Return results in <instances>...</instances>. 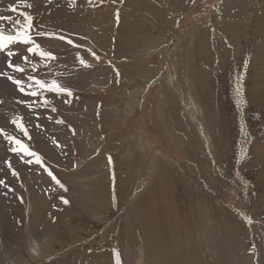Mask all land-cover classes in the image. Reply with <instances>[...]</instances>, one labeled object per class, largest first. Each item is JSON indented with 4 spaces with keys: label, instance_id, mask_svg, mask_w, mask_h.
<instances>
[{
    "label": "rangeland",
    "instance_id": "obj_1",
    "mask_svg": "<svg viewBox=\"0 0 264 264\" xmlns=\"http://www.w3.org/2000/svg\"><path fill=\"white\" fill-rule=\"evenodd\" d=\"M21 12L40 48L0 72L40 94L0 76V128L43 166L0 135V264H173L140 218L157 189L188 217L187 263L264 264V0H0L5 35Z\"/></svg>",
    "mask_w": 264,
    "mask_h": 264
},
{
    "label": "snow or ice",
    "instance_id": "obj_2",
    "mask_svg": "<svg viewBox=\"0 0 264 264\" xmlns=\"http://www.w3.org/2000/svg\"><path fill=\"white\" fill-rule=\"evenodd\" d=\"M72 2L74 3L75 0H72ZM89 3H91V0H89ZM29 8L31 7V5H27ZM10 11H12L13 13L17 12V8L12 7L10 8ZM20 15L23 17V22L21 20H16L14 22L13 28H14V34H8L5 35L4 31L2 29H0V52L5 53V55L8 57V62H7V67L9 69H12L13 72H17V73H22L24 72V68L21 67L19 64L17 63H13L12 61V57L14 55H16L15 52L10 50V45L12 44H16V43H21L24 45H31L30 47H27V53L28 54H33L36 50H38L40 48L39 44H36L35 41L32 39L31 37V30L33 28V17L27 13V12H21ZM10 17H5V16H0V21H4V20H9ZM119 19V14L117 13V20ZM38 35L44 36L47 35L45 33H38ZM58 39L64 40L65 37L61 36V37H57ZM69 44H73L72 40H67L66 41ZM39 56L41 57V59H55V57L52 56V54L50 52H43L40 51ZM93 55H95V53H93ZM22 59L24 60L25 63L28 62L29 57L27 55L23 56ZM79 59V57H78ZM97 59H99V57H97ZM81 64H84V61L81 59L80 60ZM85 67H89L90 65L84 64ZM247 66V65H245ZM33 71H35V66H33ZM0 76H7V79L9 81H11L14 85L17 86V89L21 92L24 93L25 95H30L32 97H37L40 93L36 90H32L29 92L25 91V86H24V81L22 79H16L14 78V76L12 75H8L7 73H3L0 72ZM28 79L30 81H32L31 84L28 85V88L31 89L33 88V86H36L37 88H39L42 91H52L55 92L57 95L63 94L66 96H72V92L62 86H60L59 84H57L55 81L52 83L51 86L45 85L44 83H42V81L35 79L32 76H29ZM22 101H18V103H20ZM67 102V100L65 101ZM43 103L45 105H47L49 102L47 100H44ZM52 111H56L55 108H52ZM12 124L15 125V127L20 130L23 135L25 137H29V133L28 130L26 128V126L24 125L23 121L21 118L19 117H15L12 119L11 121ZM0 135H4V138L12 145H14L13 147L10 148V151H12L13 153H23L25 156H30V157H35V162L37 164H40L41 166H43L42 164V158L35 152L31 151L27 145H25L23 143V141L15 136L12 135H6L4 133V129L0 128ZM29 164L32 163V160H28L27 161ZM111 162V161H109ZM9 167L11 168V164H9ZM13 175H16L15 172H13ZM49 175L51 176L52 174L49 173ZM53 180H56V178L53 176L52 177ZM57 183H59V181H56ZM3 181H0V184H3ZM9 191H12V189H8ZM63 203L67 204L68 201L64 200ZM115 255L117 256V261L116 264H120L119 258H118V253H115Z\"/></svg>",
    "mask_w": 264,
    "mask_h": 264
},
{
    "label": "bare ground",
    "instance_id": "obj_3",
    "mask_svg": "<svg viewBox=\"0 0 264 264\" xmlns=\"http://www.w3.org/2000/svg\"><path fill=\"white\" fill-rule=\"evenodd\" d=\"M97 20L100 21V19ZM97 20L92 21L97 22ZM92 21L91 23H93ZM168 202H170V204ZM0 216H3L2 207L0 208ZM140 218L141 221H144L146 223L148 231L154 233L155 237L161 240L165 247L173 248V250L170 252L173 264H191L187 263V259L189 257L193 258L192 250L189 249L191 244L193 243V235L190 231L188 217L185 215L184 210L181 207V201L179 198L172 196L169 201H166L161 190H154L152 196L148 198L144 206L141 208ZM79 225V229L83 228V234H85L86 232L84 229V227L86 228V225L89 227H93L92 224H86L85 220H81ZM77 227L78 224L76 228ZM76 228H73V230L71 229V231L74 232ZM80 233L83 236L82 232ZM73 235H76V233L74 232ZM81 235L80 238L82 237ZM167 244L172 245V247H169ZM186 249H188L189 257H187L186 255L182 256L185 253ZM163 254L164 253L161 252L159 253V256L162 257Z\"/></svg>",
    "mask_w": 264,
    "mask_h": 264
}]
</instances>
